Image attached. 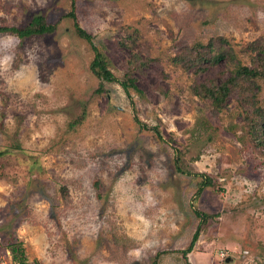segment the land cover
Segmentation results:
<instances>
[{"label":"rangeland","instance_id":"1","mask_svg":"<svg viewBox=\"0 0 264 264\" xmlns=\"http://www.w3.org/2000/svg\"><path fill=\"white\" fill-rule=\"evenodd\" d=\"M37 15L55 29L0 32V264H21L12 243L25 264H264L242 97L192 91L252 65L264 0H0V27ZM217 37L235 62L187 68L181 48ZM98 52L129 93L94 73Z\"/></svg>","mask_w":264,"mask_h":264},{"label":"trees","instance_id":"2","mask_svg":"<svg viewBox=\"0 0 264 264\" xmlns=\"http://www.w3.org/2000/svg\"><path fill=\"white\" fill-rule=\"evenodd\" d=\"M75 9V3L73 2L70 15L76 18ZM76 27L83 38L89 41L92 40L91 34L82 28L77 21ZM54 29V25L47 23L43 15H37L23 27L1 26L0 32L14 31L18 37L22 38L34 34H46L52 32ZM227 42V39L224 37L211 38L207 45L200 43L195 45V47L181 48V53L178 55L185 60L187 68L195 67L197 73L209 71L215 68L222 59H225L227 64L235 62L237 56L232 47L225 46ZM254 48H256L258 54L252 58V65H245L240 60H237L234 67L230 69V76H226V71H229L228 67L227 70L220 72V76L225 78L219 83L215 80L200 82L192 86V91L196 95L209 99L217 109H221L226 104L228 98L234 94L240 95L247 124L246 134L253 141L256 153L264 155V143L261 139V136H263L262 131L264 130V107L258 104L256 99L258 94L254 93V89L260 88L259 80L264 78V62H261L264 59V42H255ZM91 66L99 78L116 81L124 87L127 93L130 92V76L127 75L128 79L125 80L117 79L109 67V61L101 52L96 53ZM99 90L101 89L99 88ZM3 154H5V151H0V157ZM207 181L209 184L212 183L209 177H207ZM10 248L13 252V258L19 260L21 264H25L26 256L21 243H12L10 244Z\"/></svg>","mask_w":264,"mask_h":264}]
</instances>
